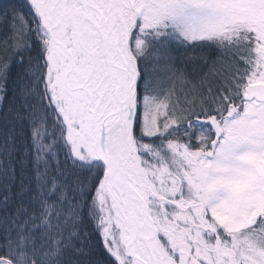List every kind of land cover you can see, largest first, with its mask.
<instances>
[{
    "label": "snow or ice",
    "instance_id": "snow-or-ice-1",
    "mask_svg": "<svg viewBox=\"0 0 264 264\" xmlns=\"http://www.w3.org/2000/svg\"><path fill=\"white\" fill-rule=\"evenodd\" d=\"M0 264H264V0H0Z\"/></svg>",
    "mask_w": 264,
    "mask_h": 264
}]
</instances>
